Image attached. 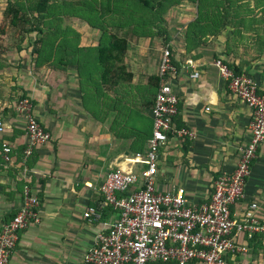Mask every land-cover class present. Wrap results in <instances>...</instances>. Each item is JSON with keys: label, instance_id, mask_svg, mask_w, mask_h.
I'll return each instance as SVG.
<instances>
[{"label": "crops", "instance_id": "crops-1", "mask_svg": "<svg viewBox=\"0 0 264 264\" xmlns=\"http://www.w3.org/2000/svg\"><path fill=\"white\" fill-rule=\"evenodd\" d=\"M232 37L231 29L224 30L214 43L195 51L202 54L196 59L182 58L180 36L167 43L178 62V73L167 79L179 97L173 126L186 127L193 136L170 134L161 148L156 183L160 191L185 187L191 204L210 201L216 179L235 170L242 148L252 140V110L232 92L215 61L242 67L264 94V42L248 33L241 41ZM152 39H140L134 48L130 45L126 60L133 80L116 86L102 83L95 64L82 71L70 65L33 72L30 65H22L29 57L24 56L26 48L18 51L13 65L9 54H1L5 58L0 69V119L5 130L0 142L9 141L12 152L7 159L0 150V232L21 208L26 186L41 201L40 222L20 232L8 264H84L98 233L116 219L109 206L103 208L100 220L91 221L84 213L101 204L100 186L111 169L143 168L131 158L149 147L152 107L162 82L160 78L157 86L150 77L159 75L166 45ZM197 70L200 75L192 77ZM22 94L30 98L35 116L52 135L29 155L25 154L27 115L18 109ZM251 202H257V213L264 215V140L252 162L245 197L233 210L242 215ZM238 243L247 249L230 252V264H264V234L253 238L242 234Z\"/></svg>", "mask_w": 264, "mask_h": 264}, {"label": "built area", "instance_id": "built-area-1", "mask_svg": "<svg viewBox=\"0 0 264 264\" xmlns=\"http://www.w3.org/2000/svg\"><path fill=\"white\" fill-rule=\"evenodd\" d=\"M170 44L163 48L159 76L161 84L152 107L153 132L145 152L131 160L141 163L140 171L111 169L100 186L102 202L89 207L84 216L100 220L106 206L116 212V219L98 233L95 245L85 256L84 264H230L227 256L247 247L238 243L242 234L253 238L264 234V215L257 213L258 203L251 202L242 215L233 207L245 197V186L259 143L264 140V94L259 83L247 74H236L222 59L215 64L234 94L252 110L250 124L252 140L242 148L241 158L231 174L219 176L209 202L191 204L183 186L160 191L156 177L164 147L173 134L193 136L186 127L176 128L173 121L179 113V97L167 80L178 73L173 63ZM197 70L191 74L198 77ZM18 109L27 115L29 137L25 154L48 143L52 135L33 112L30 98L19 100ZM5 124L0 119V134ZM0 150L9 159L12 145L0 142ZM40 198L29 186L24 189L23 204L0 232V264H8L20 237V232L32 222H40Z\"/></svg>", "mask_w": 264, "mask_h": 264}, {"label": "trees", "instance_id": "trees-1", "mask_svg": "<svg viewBox=\"0 0 264 264\" xmlns=\"http://www.w3.org/2000/svg\"><path fill=\"white\" fill-rule=\"evenodd\" d=\"M181 1L6 0L0 16V33L5 35L16 30L22 42L34 36L27 46L31 47V63L36 71L52 66L67 69L70 65L82 71L83 67L97 61L102 83L116 86L133 80V71L126 60L131 41L159 38V35H164L165 44L174 39L175 34L167 29V13ZM189 1L196 3L198 13L184 28L182 58L200 57L202 54L195 51L214 43L227 29H231L233 40L241 41L248 33L255 41L264 42V0ZM66 15L78 17L100 32L97 54L88 51V46H80L79 31L63 23ZM22 42L16 45V51L26 48ZM7 51L8 48L0 44V69L3 66L1 54ZM171 57L173 63L178 64L174 53ZM228 65L236 74L244 73L236 63ZM150 78H154L158 86L160 76ZM25 97L26 94H22L20 99Z\"/></svg>", "mask_w": 264, "mask_h": 264}, {"label": "rangeland", "instance_id": "rangeland-1", "mask_svg": "<svg viewBox=\"0 0 264 264\" xmlns=\"http://www.w3.org/2000/svg\"><path fill=\"white\" fill-rule=\"evenodd\" d=\"M65 1H69V0H65ZM71 1V0H70ZM6 6V0H0V16H1V12L2 9ZM198 8L195 2H191L189 0H182L181 3L179 5L173 6L169 12L167 13V29L172 33L175 32V35L180 36V38H182L183 40V32H184V28L187 27L188 23L193 21L197 15ZM64 25H70L72 27H74L76 30L79 31V33L81 34V44L80 46L85 48L86 43L90 44L88 45V51L91 50L92 52H94L95 54H97V46L96 44L98 43V39L100 37V32L91 28L86 21L78 18V17H74V16H68L66 15V17L63 20ZM149 38V37H148ZM147 37H143V38H139V40H146L148 39ZM154 40L157 38L156 36L152 37ZM164 35L161 37L159 35V38H157L156 40H162V43L164 42ZM175 38V37H174ZM34 36H32V38H30L29 40L26 39L25 42H22V39L20 38L19 34L15 31H10L9 33L3 35L0 33V44H2L4 47L8 48V51L6 53H2V54H9L11 59H12V63L16 62V60L18 59L17 55H20V53L18 51H16V45L19 42H22V46L24 45L26 47V49L28 50V52L26 53L25 51L23 52L25 55L24 56H29L30 57V53L29 51L31 50V47L27 44L33 41ZM152 39V40H153ZM138 40V41H139ZM160 40V41H161ZM174 40V39H173ZM174 41H178L177 39H175ZM180 41V39H179ZM132 43L130 44L133 48H134V42L137 41H131ZM165 44V43H164ZM77 45V44H76ZM94 45V46H93ZM148 47H153L151 44ZM156 46L153 47V49ZM25 49V48H23ZM151 51V50H150ZM154 52V51H153ZM151 54V52H149ZM149 55V54H148ZM23 56V58H24ZM29 57H27V59H29ZM5 57L1 56V59H4ZM27 59H24L22 61V65L25 64V66L28 68V65H30L33 69L32 63L31 61H27ZM30 60V59H29ZM92 64H96L98 66V68H100L99 64L97 63V61H95ZM13 65V64H12ZM91 65V64H90ZM49 68V67H47ZM40 71V70H39ZM100 71V69H99ZM33 72H37L35 69H33Z\"/></svg>", "mask_w": 264, "mask_h": 264}]
</instances>
